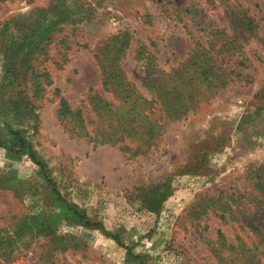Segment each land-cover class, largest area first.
I'll use <instances>...</instances> for the list:
<instances>
[{
	"label": "rangeland",
	"instance_id": "1",
	"mask_svg": "<svg viewBox=\"0 0 264 264\" xmlns=\"http://www.w3.org/2000/svg\"><path fill=\"white\" fill-rule=\"evenodd\" d=\"M112 35L128 37L124 74L142 93L147 55L157 75L211 40L231 80L204 86L150 150L93 142L60 103L88 130L92 95L119 104L96 55ZM11 127L34 156L11 148ZM263 164L264 0H0V264H227L220 235L257 236L224 207L203 212L201 196H245Z\"/></svg>",
	"mask_w": 264,
	"mask_h": 264
},
{
	"label": "trees",
	"instance_id": "2",
	"mask_svg": "<svg viewBox=\"0 0 264 264\" xmlns=\"http://www.w3.org/2000/svg\"><path fill=\"white\" fill-rule=\"evenodd\" d=\"M211 34L218 38L227 35L218 31ZM228 37L230 39V36ZM215 43L213 40L206 45L194 43L183 63L169 72L162 71L157 75H154L155 57L147 55L144 78L146 92L142 93L124 74L122 61L129 46L128 37L124 39L118 35L108 37L96 55L104 84L116 94L120 102L116 104L106 101L99 94L92 95L89 101L96 114L95 126L88 130L91 121L82 118L61 101L60 110L68 111L65 117H70V131L75 135H84L97 143L123 146L126 139L137 142L134 148L124 144L125 148L135 153L150 150L171 122L184 118L190 107L208 98L202 91L204 86L212 90L225 84L226 78L230 79L229 73H224L216 64L217 54L226 51L227 48L222 49L223 42L221 47L215 49ZM10 130L15 136L11 148L17 152L28 148L34 156L31 144L23 136V131L14 130L12 127ZM259 170L261 171L251 180L253 191L247 192L245 196L239 193L230 194L227 191L224 194L218 191L211 194L206 191L201 196L200 209L203 212L207 209L222 210L224 207L223 212L233 218L241 215L240 224L251 229L257 236L256 246L241 247L226 243L224 237L220 235L218 244L212 247L219 261L227 264H263L261 256L264 257V250L258 251L257 246H264V164ZM249 196L252 200L248 199ZM224 197L226 198L223 199ZM242 197L249 201L248 205L242 200L234 206V203L231 204L228 200L229 198L235 202Z\"/></svg>",
	"mask_w": 264,
	"mask_h": 264
}]
</instances>
